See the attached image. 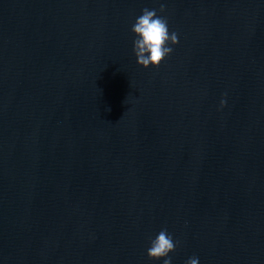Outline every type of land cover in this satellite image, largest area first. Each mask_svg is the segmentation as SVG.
Returning a JSON list of instances; mask_svg holds the SVG:
<instances>
[{
	"label": "water",
	"instance_id": "1",
	"mask_svg": "<svg viewBox=\"0 0 264 264\" xmlns=\"http://www.w3.org/2000/svg\"><path fill=\"white\" fill-rule=\"evenodd\" d=\"M144 8L178 37L147 70ZM161 229L264 264V0H0V264H162Z\"/></svg>",
	"mask_w": 264,
	"mask_h": 264
},
{
	"label": "clouds",
	"instance_id": "2",
	"mask_svg": "<svg viewBox=\"0 0 264 264\" xmlns=\"http://www.w3.org/2000/svg\"><path fill=\"white\" fill-rule=\"evenodd\" d=\"M164 12V5L159 9ZM132 52L138 67L142 69L158 68L169 57L178 43L175 31L169 30L167 20L157 14L155 9L144 8L131 25ZM220 109L225 107V100H220ZM178 242L166 229H161L155 238H150L146 250L150 261H162V264H172L170 253L175 251ZM186 264H199L196 257H191Z\"/></svg>",
	"mask_w": 264,
	"mask_h": 264
}]
</instances>
